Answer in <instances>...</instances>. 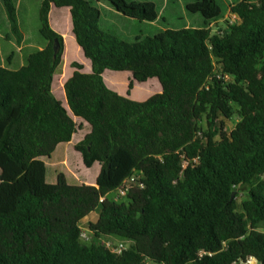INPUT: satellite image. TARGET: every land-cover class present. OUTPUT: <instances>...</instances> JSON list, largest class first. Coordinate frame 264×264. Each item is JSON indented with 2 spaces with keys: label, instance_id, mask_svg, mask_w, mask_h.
<instances>
[{
  "label": "trees",
  "instance_id": "16d2710c",
  "mask_svg": "<svg viewBox=\"0 0 264 264\" xmlns=\"http://www.w3.org/2000/svg\"><path fill=\"white\" fill-rule=\"evenodd\" d=\"M93 1L131 19H159L152 1ZM2 2L20 43L17 0ZM52 6L70 10L91 62L90 73L72 64L68 108L53 93L65 44L50 24ZM187 9L206 25L223 16L217 0ZM231 13L238 21L215 33L166 29L129 42L101 29L90 0H42L46 46L19 69L0 65V264H264V0H241ZM107 70L131 73L128 97L106 85ZM152 79L161 92L130 98L134 82ZM235 114V128L216 139L218 117ZM77 120L91 129L75 150L87 168L99 163L100 174L95 184H71L59 173L51 184L44 158L73 140ZM135 173L142 186L122 203L108 198ZM97 211L88 223L95 238L129 241L130 249L118 254L80 239Z\"/></svg>",
  "mask_w": 264,
  "mask_h": 264
},
{
  "label": "rangeland",
  "instance_id": "374dc122",
  "mask_svg": "<svg viewBox=\"0 0 264 264\" xmlns=\"http://www.w3.org/2000/svg\"><path fill=\"white\" fill-rule=\"evenodd\" d=\"M92 4L98 7L102 12L100 27L102 30L115 35L123 40L133 42L137 37L146 38L154 36L166 29L182 28H211L212 32H218L226 22L235 23L238 21L236 15L231 13V7L241 0H217L223 9V16L217 22H211L206 25L200 14H193L188 11L187 6L195 0H129V1H152L156 3L159 11V19L155 23L142 22L131 19L116 11L109 3H96L90 0ZM42 0H17L18 18L22 41L19 43L18 36L11 31L7 14L0 0V65L18 69L26 64L28 55L36 50H42L46 46V41L40 35L39 12ZM50 24L52 28L64 38L65 51L62 62L58 67L54 82L53 93L67 108V99L64 90V84L74 72L72 64L77 62L85 66V72L91 71V62L88 60L76 42L73 34L72 18L68 8H56L52 6L50 12ZM106 84L115 92L128 97L129 84L132 75L129 72H116L107 70L104 75ZM162 88L157 79L147 81L145 84L134 82L130 98L135 101L143 102L151 96L161 92ZM240 117L235 114L231 119L219 116L215 132L216 139L220 140L221 132L229 134L239 122ZM82 124L74 135L69 144L59 145L51 158H44L47 166V181L51 184L56 183L57 175L65 173L71 184H95L101 171L99 163H95L92 168H87L81 154L76 152L75 143L82 140L90 132V126L77 120ZM204 130L208 128L206 119L201 121ZM186 167V164H185ZM241 196L238 198V204L241 206L242 201L247 195V190L242 189ZM108 198L113 200L111 195ZM125 199V198H124ZM124 199L120 200L122 203ZM99 212L92 213L82 222L83 229L89 232V222H95ZM90 240L87 244L96 243L100 245H119L124 244L128 250L131 242L121 240L115 237H103L100 239L89 232ZM240 264H258L254 258L248 259Z\"/></svg>",
  "mask_w": 264,
  "mask_h": 264
},
{
  "label": "built area",
  "instance_id": "2783aa9c",
  "mask_svg": "<svg viewBox=\"0 0 264 264\" xmlns=\"http://www.w3.org/2000/svg\"><path fill=\"white\" fill-rule=\"evenodd\" d=\"M139 178H141V174L135 173L132 177L127 179L120 188H118L117 190L110 193L111 197L113 198V201L119 202L120 200L124 199L133 186H135V185L142 186V184H139V182H138ZM89 232L92 233V231H90V230H89ZM89 232L86 229H82L80 239L83 242H88L91 239L89 236ZM106 247L108 249L112 250L113 252L118 253V254H121L123 251L127 250L123 243H121L119 245H112V243H109Z\"/></svg>",
  "mask_w": 264,
  "mask_h": 264
},
{
  "label": "water",
  "instance_id": "95a60500",
  "mask_svg": "<svg viewBox=\"0 0 264 264\" xmlns=\"http://www.w3.org/2000/svg\"><path fill=\"white\" fill-rule=\"evenodd\" d=\"M58 50H59V44H58V42L56 41V43H55V47H54V51H55V53H57ZM235 194H236V193L233 194V197H235ZM244 262H246V261H244ZM258 264H261V263L258 262Z\"/></svg>",
  "mask_w": 264,
  "mask_h": 264
},
{
  "label": "crops",
  "instance_id": "0c3cea01",
  "mask_svg": "<svg viewBox=\"0 0 264 264\" xmlns=\"http://www.w3.org/2000/svg\"><path fill=\"white\" fill-rule=\"evenodd\" d=\"M23 66H24V65H23ZM18 69H19V68H18ZM13 70H16V69H13ZM91 71H92V69H91ZM91 71H90V72H91ZM90 72H88V73H90ZM104 75H105V73L103 74V77H104ZM104 81H105V79H104ZM105 83H106V82H105ZM106 85H107V84H106ZM107 86H108V85H107ZM108 87H109V86H108ZM109 88H110V87H109ZM110 89H111V88H110ZM111 90H112V89H111ZM80 141H81V140H80ZM80 141H78V142H80ZM71 142H72V141H71ZM71 142H70V143H71ZM78 142H77V143H78ZM77 143H75V145H76ZM68 144H69V143H68ZM75 145H74V146H75ZM76 152H77V151H76Z\"/></svg>",
  "mask_w": 264,
  "mask_h": 264
}]
</instances>
